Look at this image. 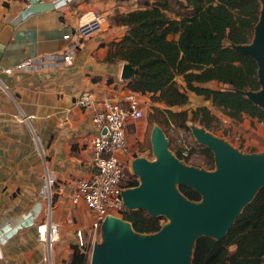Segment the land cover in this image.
<instances>
[{
    "label": "crops",
    "instance_id": "0c3cea01",
    "mask_svg": "<svg viewBox=\"0 0 264 264\" xmlns=\"http://www.w3.org/2000/svg\"><path fill=\"white\" fill-rule=\"evenodd\" d=\"M140 7V0H0V264H48L37 229L45 205L39 187L47 169L62 187L56 191L54 221L60 225L66 208L73 206L85 209L81 219L90 226L93 212L75 204L71 192L77 179L94 171V108L105 97L120 98L126 92L121 78L125 61L107 59L111 43L128 29L114 17ZM95 11L105 17L103 29L83 41L72 64L59 62L53 55L69 44L63 34ZM28 58L37 61L35 68L2 70ZM219 84L204 83L212 88ZM84 91L94 99L86 109L75 104ZM187 94L198 100L196 106L212 103ZM237 122L238 145L247 152L264 151V122L248 114ZM146 125L144 120L130 125L128 138L140 135ZM72 252L67 257L54 252V263L63 264L64 258L67 263Z\"/></svg>",
    "mask_w": 264,
    "mask_h": 264
},
{
    "label": "trees",
    "instance_id": "16d2710c",
    "mask_svg": "<svg viewBox=\"0 0 264 264\" xmlns=\"http://www.w3.org/2000/svg\"><path fill=\"white\" fill-rule=\"evenodd\" d=\"M140 1L142 7L114 17L115 22L128 29L122 39L111 43L107 57L109 62L127 61L138 68L134 76L125 80L126 89L151 94L170 106L188 103L187 93L193 92L210 99L213 106L236 121L248 114L264 122V107L244 93L261 88L258 63L252 55L233 46L251 41L260 19V0ZM178 75L183 76L180 84ZM212 80H217L219 87L204 85ZM188 117L187 109L154 106L149 122L167 134L171 124L188 129ZM191 119L211 129L218 116L207 105H199L193 109ZM200 149L213 167V150L205 144ZM175 153L178 158L184 157L182 148ZM139 182V176L131 173L127 185L132 187ZM179 190L190 200L202 198V193L189 184L179 183ZM163 216L153 215L145 208L127 207L122 218L137 232L153 233L162 227ZM88 257L74 246L66 264H88ZM263 262L264 186L243 206L223 238L206 234L196 238L189 264Z\"/></svg>",
    "mask_w": 264,
    "mask_h": 264
},
{
    "label": "water",
    "instance_id": "95a60500",
    "mask_svg": "<svg viewBox=\"0 0 264 264\" xmlns=\"http://www.w3.org/2000/svg\"><path fill=\"white\" fill-rule=\"evenodd\" d=\"M260 15L253 44L233 46L256 59L261 88L244 93L264 107V9ZM2 50L0 44V58ZM137 70L125 61L121 78L129 79ZM194 131L199 141L213 150L217 170L207 172L183 166L176 155L167 151L169 141L163 129L154 125L151 141L158 161L133 159L132 167L140 182L123 189L122 196L128 208H145L153 215L170 214L172 221L155 233H141L127 220L108 215L102 225L106 233L103 264H189L196 238L202 234L223 238L243 206L264 185V153L245 156L204 129ZM176 183L193 186L202 193L204 202L193 203L174 187ZM98 260L95 245L89 264H98Z\"/></svg>",
    "mask_w": 264,
    "mask_h": 264
},
{
    "label": "built area",
    "instance_id": "2783aa9c",
    "mask_svg": "<svg viewBox=\"0 0 264 264\" xmlns=\"http://www.w3.org/2000/svg\"><path fill=\"white\" fill-rule=\"evenodd\" d=\"M105 17L100 12H93L80 21L71 31L63 34L69 41L67 48L54 58L59 62L72 64L83 41L99 33L104 26ZM37 61L32 58L24 60L16 67H2L5 72L17 69H33ZM120 98L105 97L100 106L93 110L92 124L94 132L90 138L92 150L93 173L76 180L71 192L75 204L83 203L93 212L94 218L89 226L93 234V245L88 248L86 236L82 229L77 231V242L84 253L90 258L95 246L97 230L102 228L108 215H123L127 208L124 203L122 190L129 187L128 180L132 171L131 162L126 158L129 152V126L140 121L144 113V98L141 93L126 89ZM75 104L82 109L90 108L94 104L92 94L88 91L80 93L75 98ZM58 187L54 174L46 170L41 181L39 193L45 201L46 220L38 224V238L44 244L45 259L48 264L54 263L53 245L59 238L60 225L53 220L54 196ZM56 231V232H55ZM56 233V235H55ZM56 236V237H55ZM90 261V260H89Z\"/></svg>",
    "mask_w": 264,
    "mask_h": 264
},
{
    "label": "rangeland",
    "instance_id": "374dc122",
    "mask_svg": "<svg viewBox=\"0 0 264 264\" xmlns=\"http://www.w3.org/2000/svg\"><path fill=\"white\" fill-rule=\"evenodd\" d=\"M261 3V13L264 9V0H260ZM260 13V14H261ZM261 16V15H260ZM250 42L247 44H253L254 37H252ZM258 40V39H257ZM227 43V42H226ZM180 81H183L182 75L177 76V83L180 84ZM219 86V85H218ZM155 96H152L151 94H147L146 97L144 98V117L141 120H144L147 122L145 130L138 136L135 134L132 135L130 138H128L129 142V152L126 155V158H128V163L131 162L132 166V161L133 159L137 157H145L151 162H157L158 161V155L157 152L154 151V148L152 146V141H151V128L152 123L149 122V113L153 110L154 106H159L163 109H173L175 111L177 110H182V109H187L189 113V117L187 120V124L189 128H185L183 126L177 125V124H171L168 126L167 129V139L171 140V144L167 146V151L171 153L172 155H176V149L182 148L184 157L178 158V161L185 166L186 168H196L198 167L199 169H202L207 172H214L217 170L218 165H216V162L214 163V166L211 167L209 165V158L205 156V154L201 151L200 145H203L199 141V137L197 136L196 132L194 130L196 129H204L206 132L209 134L217 137L220 141H222L225 144H228L232 149L235 151L239 152L242 155L245 156H250L251 153H264V151L260 152H247L242 149L238 145V125L239 122L236 120L232 119L230 116L225 114L221 109L213 106V104H209L208 102V107L211 109V111L218 116L217 120L212 121V128L208 129L204 127V125L200 124L196 120H192V111L198 104V100H194L191 98V100L188 101V103H185L183 105H177V106H170L167 105L165 102L160 101V100H155ZM156 125V124H155ZM193 129V130H192ZM195 132V134L193 133ZM157 136V141L160 142V138ZM240 144V143H239ZM191 149L194 151L191 152ZM177 156V155H176ZM187 156V158H185ZM132 171L133 167H132ZM264 185H260L259 189L263 187ZM174 187L179 189V183H176ZM182 194V193H181ZM58 198V195L55 194L54 196V206L56 203V200ZM204 202V198H201L198 200L196 203L202 204ZM194 203V201H193ZM85 208L86 206L83 205ZM42 211V220H46L47 215H46V209L45 205L43 207ZM85 212L84 208H74L71 206V208L67 209L64 211L63 217L60 220V232H59V238L57 241H55L53 245V254L56 256H61V257H67L68 251L70 249H74V246H77L81 249L80 245L77 242V231L80 228H84L83 231L86 236V244L89 247L93 245V234L90 232V228L88 225H83V221L81 219V213ZM70 212V214H69ZM58 213V209L54 211L55 217L56 218ZM118 218H122L121 216L114 215ZM124 219V218H122ZM126 220V219H125ZM162 225L163 224H168L172 221V216L170 214H165L163 218L161 219ZM155 233V232H153ZM95 245L99 257V262L98 264H103L105 260V249H106V233H105V228H101L97 230V235L95 237ZM42 246L44 248V244L42 242ZM44 250V249H43ZM46 252V251H45ZM55 252V253H54ZM90 260V255L88 257V264ZM63 264H66V259L62 261ZM264 264V262H263Z\"/></svg>",
    "mask_w": 264,
    "mask_h": 264
},
{
    "label": "bare ground",
    "instance_id": "6f19581e",
    "mask_svg": "<svg viewBox=\"0 0 264 264\" xmlns=\"http://www.w3.org/2000/svg\"><path fill=\"white\" fill-rule=\"evenodd\" d=\"M56 232V231H55ZM55 235H56V233H55ZM56 237V236H55Z\"/></svg>",
    "mask_w": 264,
    "mask_h": 264
}]
</instances>
